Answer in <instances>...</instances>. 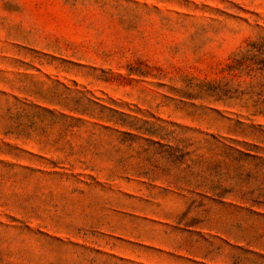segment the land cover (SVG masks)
I'll list each match as a JSON object with an SVG mask.
<instances>
[{
  "label": "rangeland",
  "instance_id": "obj_1",
  "mask_svg": "<svg viewBox=\"0 0 264 264\" xmlns=\"http://www.w3.org/2000/svg\"><path fill=\"white\" fill-rule=\"evenodd\" d=\"M0 264H264V0H0Z\"/></svg>",
  "mask_w": 264,
  "mask_h": 264
}]
</instances>
